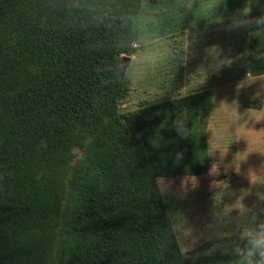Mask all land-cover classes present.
<instances>
[{
	"label": "trees",
	"instance_id": "obj_1",
	"mask_svg": "<svg viewBox=\"0 0 264 264\" xmlns=\"http://www.w3.org/2000/svg\"><path fill=\"white\" fill-rule=\"evenodd\" d=\"M102 3L93 21L69 0H0V264H229L183 252L156 183L209 172L211 92L121 112L143 0ZM248 40L264 75V35Z\"/></svg>",
	"mask_w": 264,
	"mask_h": 264
},
{
	"label": "rangeland",
	"instance_id": "obj_2",
	"mask_svg": "<svg viewBox=\"0 0 264 264\" xmlns=\"http://www.w3.org/2000/svg\"><path fill=\"white\" fill-rule=\"evenodd\" d=\"M147 2L143 0L135 19L140 35L134 43L136 51L123 55L131 56L132 63L120 74L129 88L119 108L126 113L197 91L211 92L206 134L208 147L211 143L227 152L223 160L219 151L209 156L210 169L218 163L220 173L212 175L209 169L204 175L193 176L198 183L195 187L189 183L187 191L181 184L190 175L166 177L172 184L163 195L183 252L187 256L221 254L219 249L212 251L219 241L209 228L214 195L217 203L222 200L220 207H228L251 187L243 200L251 206L258 199L257 191H264V186L252 187L248 178L250 169L259 172L264 168V80L257 79L264 75L251 73L245 80L250 72L249 30L228 31L215 22L221 16L227 22L248 0H161L154 8ZM213 47L219 50L218 56L209 54V49L215 52ZM141 53L150 55L152 61L137 63ZM223 60L230 61L220 66ZM241 83L246 85L238 87ZM81 155L79 152L76 160ZM242 158L246 159L239 166ZM253 178L260 179L255 173Z\"/></svg>",
	"mask_w": 264,
	"mask_h": 264
},
{
	"label": "clouds",
	"instance_id": "obj_3",
	"mask_svg": "<svg viewBox=\"0 0 264 264\" xmlns=\"http://www.w3.org/2000/svg\"><path fill=\"white\" fill-rule=\"evenodd\" d=\"M69 3L72 8L86 13L93 21H103L105 19L106 9L102 0H69ZM190 7L191 6H186V8ZM251 12V4L248 3L242 9H238L234 12L228 18L227 22H225L222 16L216 17L215 22L224 24L228 31L249 30L250 36L261 37L264 35V14L253 17ZM211 49H215V52H211L209 49V54L214 57L219 55V50L217 48L213 47ZM255 57L258 60L264 61V53L257 54ZM124 59L127 63H124L122 67L118 68L121 75L128 71V66L132 63L131 56L125 57ZM151 61L152 57L145 53H141L137 59V63H149ZM229 61L230 60H223L218 64L221 66L224 63H229ZM251 73L250 71L245 80L249 78ZM257 79L264 80V77H258ZM256 80L251 83H254ZM244 85L246 84L241 83L238 87H243ZM187 119L188 118L182 112H178L176 119L173 121V127L181 137H186L188 135L189 129L186 126ZM209 149L211 150L209 151ZM209 149L208 155L206 156H215L217 151H219L220 158L223 160L227 154V152H223L219 146L213 148L211 143H209ZM182 156L183 153L178 152L174 162L179 163ZM244 159L246 158H242L239 161V166ZM234 161L233 164L236 169ZM219 173V164L213 163L210 174L218 176ZM253 173L260 177V179H254ZM248 178L252 187L259 188L260 186H264V168L259 172L250 169ZM156 183L160 192L163 194L167 193L170 189L172 181L161 176L157 178ZM189 183H191L192 187H195L198 180L196 177L186 176L181 184L184 191H187ZM214 187L217 188L215 182ZM250 193L251 187L242 191L240 196L235 199V202L229 204L230 206L228 207H220L222 200L217 203L214 195L213 223L209 225V228L213 229V235L219 243L214 246L212 251L219 249L221 254L232 257L229 264H264V191H257V201L251 206H248L243 200L244 196ZM229 195L235 194L229 192ZM233 212H236V215H233Z\"/></svg>",
	"mask_w": 264,
	"mask_h": 264
},
{
	"label": "water",
	"instance_id": "obj_4",
	"mask_svg": "<svg viewBox=\"0 0 264 264\" xmlns=\"http://www.w3.org/2000/svg\"><path fill=\"white\" fill-rule=\"evenodd\" d=\"M125 57H128V56H124V57H123V60H122V66H123L124 63H127V61L124 59Z\"/></svg>",
	"mask_w": 264,
	"mask_h": 264
},
{
	"label": "crops",
	"instance_id": "obj_5",
	"mask_svg": "<svg viewBox=\"0 0 264 264\" xmlns=\"http://www.w3.org/2000/svg\"><path fill=\"white\" fill-rule=\"evenodd\" d=\"M190 20V19H189ZM192 23H193V21H192ZM198 26V25H197ZM194 27V26H193Z\"/></svg>",
	"mask_w": 264,
	"mask_h": 264
}]
</instances>
